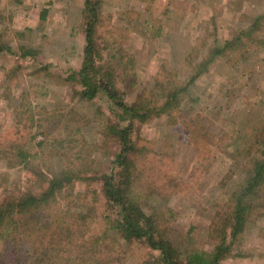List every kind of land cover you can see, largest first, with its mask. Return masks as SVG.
<instances>
[{
  "label": "rangeland",
  "instance_id": "rangeland-1",
  "mask_svg": "<svg viewBox=\"0 0 264 264\" xmlns=\"http://www.w3.org/2000/svg\"><path fill=\"white\" fill-rule=\"evenodd\" d=\"M100 1L96 40L102 64L116 76L128 105L159 98L163 88L189 84L210 47L222 45L264 14V0ZM85 4L0 0V197L21 188L28 172L24 162H9L15 152H29L49 176L73 164L97 179L77 181L64 191L70 196L62 206L70 204L68 214H90L76 226L88 238L99 229L89 221L94 211L81 207L79 191H97L86 204L101 201V214H117L106 206L99 179L116 172L119 146L105 128L117 122L119 111L103 94L82 99L80 83L71 80L84 60ZM245 59L218 60L190 86V99L180 109L135 124L134 140L144 148L141 158L133 160L137 190L147 194L146 212L160 215L164 237L184 256L214 250L216 215L224 213L249 171V161L230 154L255 146L264 129V49L251 50ZM14 132L20 135L11 141ZM152 193L159 196L150 199ZM254 203L262 207L259 215L255 212L222 264H264V193ZM68 219L71 229L74 220ZM110 235L104 244L87 242L85 249L80 238L65 259L71 264H161L154 261L159 252L146 242H126L110 233L97 238Z\"/></svg>",
  "mask_w": 264,
  "mask_h": 264
},
{
  "label": "trees",
  "instance_id": "trees-1",
  "mask_svg": "<svg viewBox=\"0 0 264 264\" xmlns=\"http://www.w3.org/2000/svg\"><path fill=\"white\" fill-rule=\"evenodd\" d=\"M100 7V0H86L84 60L82 69L74 73L71 80L80 83L82 89L79 93L82 99L93 101L103 94L119 111L117 122L110 123L105 128L106 134L119 146L114 159L116 172L103 174L99 179L102 182L101 193L106 206L111 211L117 210L116 217L100 213L104 208L101 201L97 204L90 200L86 204V198L97 194L96 190L94 194L88 187L79 191L77 197L81 207L89 213L94 211V217L89 221L99 229L98 233L85 238V230L76 226L79 223L78 219L89 217L90 214L83 215L82 211L68 214L66 208L69 209L70 204L62 206L70 196L64 195V191L74 186L77 181L88 183L94 180L93 178L97 180L96 177H86L84 172L75 169L73 164L64 165V169L52 176L45 175L39 170V165L43 166V162L37 164L35 158L29 159L31 157L29 152L23 150L18 154L15 152L9 162L15 161L17 165L24 162L23 169L28 172L25 173L21 188L17 191H6L0 197V264H71L67 258L65 259L64 254L67 249L74 250L71 248L72 244H79L80 238L82 239L80 246L83 249L87 248V242L95 239L97 241L92 244H104L111 235L103 239L97 237L109 233L113 237L114 235L121 237L126 242L134 240L148 243L152 251L159 252L154 261L161 264H222L232 256L234 245L240 236L246 233L247 225L252 222L255 212L258 216L262 209L254 202L264 193V129L259 130L255 146L234 150L235 155L230 154L234 158L249 161L250 165L245 182L240 185L237 192L232 193L229 204L225 205L224 213L222 211L216 215L217 219L211 229L212 238L217 242L214 250L193 252L187 256L164 237L158 223L160 215L156 212H146L148 199L144 197L147 194L143 195L137 190L138 164L133 163L134 159L141 158L144 148L138 147L133 134L137 122L143 123L152 117H161L180 109L185 101L190 99L188 98L190 86L218 60L244 61L251 50L264 49V14L256 17L247 28H239L233 37L222 45L210 47L206 59L199 63L189 84L163 88L162 96L159 98L128 105L119 95L120 91L115 85L116 76L102 64V54L96 40V27L101 16ZM18 135L20 132H14L11 141ZM44 155L45 153L41 155V161ZM77 158L81 159L80 156ZM156 196L159 194L152 193L149 197L151 199ZM62 211L67 217L57 216ZM71 217L74 220L72 226L74 224L75 226L69 229L71 226L68 218ZM63 219H67V222L65 223ZM77 233L79 235L76 237ZM110 242L113 243V239ZM83 253H80V256Z\"/></svg>",
  "mask_w": 264,
  "mask_h": 264
}]
</instances>
